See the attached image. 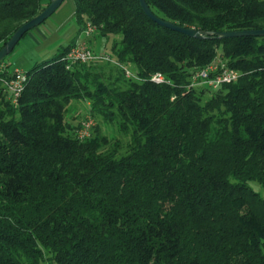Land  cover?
I'll use <instances>...</instances> for the list:
<instances>
[{"label": "trees", "instance_id": "1", "mask_svg": "<svg viewBox=\"0 0 264 264\" xmlns=\"http://www.w3.org/2000/svg\"><path fill=\"white\" fill-rule=\"evenodd\" d=\"M146 1L187 28L264 29V0ZM75 3L89 47L103 40L95 52L137 78L68 67L73 41L14 102L0 62V264H264V36L190 37L140 0ZM45 7L0 0V48ZM217 59L239 79L191 86Z\"/></svg>", "mask_w": 264, "mask_h": 264}, {"label": "rangeland", "instance_id": "2", "mask_svg": "<svg viewBox=\"0 0 264 264\" xmlns=\"http://www.w3.org/2000/svg\"><path fill=\"white\" fill-rule=\"evenodd\" d=\"M49 1L41 0L44 6H47ZM75 12V0H64L51 16L37 27L29 30L20 39L13 51L4 58L5 64L10 65L12 71L16 66L24 69L23 71L29 70L36 64L51 62L62 47L68 46L73 41L84 39L85 34L79 33ZM91 40L95 51L102 50L103 40L100 41L94 37ZM110 45L111 41L107 43V50ZM3 84L5 85L4 82ZM78 107V112H85V104ZM251 185L264 195V188L255 182Z\"/></svg>", "mask_w": 264, "mask_h": 264}, {"label": "built area", "instance_id": "3", "mask_svg": "<svg viewBox=\"0 0 264 264\" xmlns=\"http://www.w3.org/2000/svg\"><path fill=\"white\" fill-rule=\"evenodd\" d=\"M95 28L91 24H87L86 30H84L85 38L79 39L72 46L70 51L65 56V59L68 61V67L76 62H91V61H112L118 65L120 63L112 60L110 55L96 53L93 51L88 44V38L93 34ZM128 77L137 78V76L129 68L121 65ZM240 72L233 68H230L227 63L222 60H215L207 67L202 68L194 72L192 75L191 86H207L210 88H218L223 83L235 82L239 79ZM28 80V75L26 71L16 68L13 72V75L10 79L4 81L6 88L11 93L12 99L16 102L17 98L23 92L26 82ZM151 80L159 84H171V80L168 79L163 73H155ZM95 122L93 118L88 117L83 123V127L80 130L81 137L89 135V129Z\"/></svg>", "mask_w": 264, "mask_h": 264}, {"label": "water", "instance_id": "4", "mask_svg": "<svg viewBox=\"0 0 264 264\" xmlns=\"http://www.w3.org/2000/svg\"><path fill=\"white\" fill-rule=\"evenodd\" d=\"M63 1L64 0H50L49 4L36 17L22 24L14 32V34L7 40V42L0 48V62L13 51V49L16 47V45L18 44L20 39L25 35V33L37 27L41 23H43L49 16H51L58 9V7L62 4ZM140 3L144 11L154 20L158 21L160 24L164 26L183 32L184 34L190 37L206 38L208 36H215V35L219 37L264 36V29H251V30H239V31L215 33V32L202 31L195 28H187V27L179 26L169 21L156 17L151 11L146 0H140Z\"/></svg>", "mask_w": 264, "mask_h": 264}, {"label": "crops", "instance_id": "5", "mask_svg": "<svg viewBox=\"0 0 264 264\" xmlns=\"http://www.w3.org/2000/svg\"><path fill=\"white\" fill-rule=\"evenodd\" d=\"M49 2H50V1H49ZM16 68L22 69V68H20V67H18V66H16L15 69H16ZM22 70H24V69H22ZM25 71H27V70H25Z\"/></svg>", "mask_w": 264, "mask_h": 264}]
</instances>
